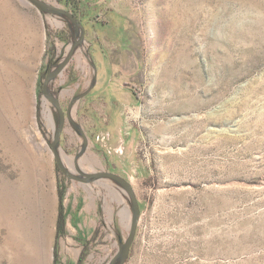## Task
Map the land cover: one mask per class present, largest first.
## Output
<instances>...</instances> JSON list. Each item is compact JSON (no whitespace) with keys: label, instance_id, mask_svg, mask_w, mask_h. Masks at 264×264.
<instances>
[{"label":"rangeland","instance_id":"1","mask_svg":"<svg viewBox=\"0 0 264 264\" xmlns=\"http://www.w3.org/2000/svg\"><path fill=\"white\" fill-rule=\"evenodd\" d=\"M39 1L81 25L0 0V264H110L101 171L123 264H264V0Z\"/></svg>","mask_w":264,"mask_h":264},{"label":"water","instance_id":"2","mask_svg":"<svg viewBox=\"0 0 264 264\" xmlns=\"http://www.w3.org/2000/svg\"><path fill=\"white\" fill-rule=\"evenodd\" d=\"M28 1L31 2L32 4H34L38 9H40L42 11L56 13V14L63 13L65 15H67L75 23L81 25L80 21L69 11H66L62 8L56 7L54 5L46 4V3L39 1V0H28ZM81 29H82L81 36L72 45L70 52L55 68H53L52 70H50L47 73V75H46V77L42 83V93L47 94L50 99H52V97L47 92V89H46L47 84L51 79L58 76L62 72V70L65 68V66L67 65V63H68V61L72 55L73 49L79 43V41L84 37L83 27H81ZM53 102H54V105L59 110L60 122H59L57 130H56L55 138H53V140L51 141L50 146L53 150V154L56 158L57 165L60 167V169L67 176H70L72 178H77L76 176L69 175V173H67V171L65 170L64 166L62 165V163H61V161L57 155L56 149H55V143L59 140L61 132L63 130L64 117H63L62 111H61L58 103L56 101H53ZM91 176H102V177L110 178V179L117 181L118 183H120L122 185V187L124 188L126 194L128 195V197L131 201L132 217H131V222H130V226H129V233H128L127 239L121 244L120 250H118L110 260V264H115L116 262H119V264H123L129 255L130 247H131V244L133 242L135 232H136V228H137V223H138V218H139V206H138L137 199L133 193L131 184L128 181H126L123 177H121L115 173H112V172L101 171V172H98L95 174L87 175L84 179H88Z\"/></svg>","mask_w":264,"mask_h":264},{"label":"trees","instance_id":"3","mask_svg":"<svg viewBox=\"0 0 264 264\" xmlns=\"http://www.w3.org/2000/svg\"><path fill=\"white\" fill-rule=\"evenodd\" d=\"M73 11V10H72ZM63 197V191L59 190V211H58V217H57V230H56V237H58L59 235L63 234V228H64V214H63V206L61 204V200ZM56 254V251H55ZM85 255V251L84 249L81 251L80 256L78 258L77 264H81L82 259Z\"/></svg>","mask_w":264,"mask_h":264},{"label":"bare ground","instance_id":"4","mask_svg":"<svg viewBox=\"0 0 264 264\" xmlns=\"http://www.w3.org/2000/svg\"><path fill=\"white\" fill-rule=\"evenodd\" d=\"M46 109H49V108H46ZM44 111H45V109H44ZM51 114L50 113H48V122H49V124H50V126L52 127V129H53V123H52V120H51ZM32 138L35 140V142L38 144V146H42V147H46V143H45V141L43 140V139H41V138H39V132L37 131V129L32 133ZM39 138V139H38ZM83 163V162H82ZM83 165V164H82ZM125 215L127 216V217H129V214H128V212L126 211V213H125ZM125 220V219H124ZM67 248V247H66Z\"/></svg>","mask_w":264,"mask_h":264},{"label":"crops","instance_id":"5","mask_svg":"<svg viewBox=\"0 0 264 264\" xmlns=\"http://www.w3.org/2000/svg\"><path fill=\"white\" fill-rule=\"evenodd\" d=\"M83 188L85 189L83 191L84 194H81L79 192L78 198H76V200H94V198L91 197L92 194H91V192H89L87 186H85V187L83 186ZM68 200H70V199H68ZM95 225L96 224L93 225V228L95 227Z\"/></svg>","mask_w":264,"mask_h":264},{"label":"flooded vegetation","instance_id":"6","mask_svg":"<svg viewBox=\"0 0 264 264\" xmlns=\"http://www.w3.org/2000/svg\"><path fill=\"white\" fill-rule=\"evenodd\" d=\"M61 135H62V133H61Z\"/></svg>","mask_w":264,"mask_h":264}]
</instances>
